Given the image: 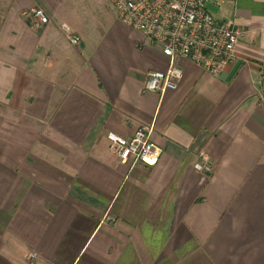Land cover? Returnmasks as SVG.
Masks as SVG:
<instances>
[{"label": "crops", "instance_id": "obj_1", "mask_svg": "<svg viewBox=\"0 0 264 264\" xmlns=\"http://www.w3.org/2000/svg\"><path fill=\"white\" fill-rule=\"evenodd\" d=\"M204 7L241 32L232 63L144 92L170 60L109 4L0 0V264H264V0ZM139 127L154 165L108 147Z\"/></svg>", "mask_w": 264, "mask_h": 264}, {"label": "built area", "instance_id": "obj_2", "mask_svg": "<svg viewBox=\"0 0 264 264\" xmlns=\"http://www.w3.org/2000/svg\"><path fill=\"white\" fill-rule=\"evenodd\" d=\"M110 5L116 19L140 31L170 60L167 69L146 72L144 92L174 89L181 78L177 59H186L205 71L218 75L232 63L239 29L230 21L218 22L204 7L205 0H96ZM37 26L45 25L48 16L40 7L25 13ZM69 41L77 43L78 37ZM150 129L137 128L124 137L108 131V147L119 161L132 157L145 165H154L160 156L159 146L149 140ZM193 168L207 174L212 170L208 158L201 154Z\"/></svg>", "mask_w": 264, "mask_h": 264}, {"label": "rangeland", "instance_id": "obj_3", "mask_svg": "<svg viewBox=\"0 0 264 264\" xmlns=\"http://www.w3.org/2000/svg\"><path fill=\"white\" fill-rule=\"evenodd\" d=\"M204 2L206 3V7H207L209 0H205ZM207 8H208V7H207Z\"/></svg>", "mask_w": 264, "mask_h": 264}]
</instances>
